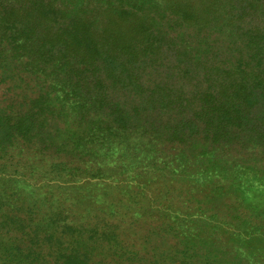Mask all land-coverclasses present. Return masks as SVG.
Listing matches in <instances>:
<instances>
[{"label":"rangeland","instance_id":"1","mask_svg":"<svg viewBox=\"0 0 264 264\" xmlns=\"http://www.w3.org/2000/svg\"><path fill=\"white\" fill-rule=\"evenodd\" d=\"M2 60L0 264H264V197L245 199L264 190L259 149L206 156L153 133L106 131L101 116L70 108L76 98L59 82L52 89L50 70L12 61L8 71ZM27 112L37 127L21 138ZM85 134L88 144L60 148Z\"/></svg>","mask_w":264,"mask_h":264},{"label":"trees","instance_id":"2","mask_svg":"<svg viewBox=\"0 0 264 264\" xmlns=\"http://www.w3.org/2000/svg\"><path fill=\"white\" fill-rule=\"evenodd\" d=\"M0 55L8 71L12 61L50 70L52 89L59 82L70 108L101 116L106 131L206 156L253 146L264 158V0H0ZM37 114L19 118L17 135H32ZM9 131L1 119L0 140ZM256 189L249 204L264 197Z\"/></svg>","mask_w":264,"mask_h":264}]
</instances>
